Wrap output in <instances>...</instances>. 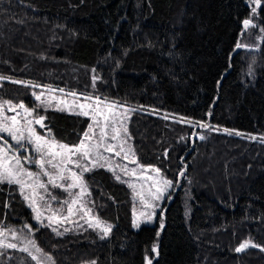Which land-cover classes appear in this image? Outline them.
Masks as SVG:
<instances>
[{
	"label": "trees",
	"instance_id": "trees-1",
	"mask_svg": "<svg viewBox=\"0 0 264 264\" xmlns=\"http://www.w3.org/2000/svg\"><path fill=\"white\" fill-rule=\"evenodd\" d=\"M46 87L127 105L137 161L171 180L170 199L134 229L127 185L93 168L84 179L106 236L35 224L8 183L0 227L30 226L53 264H264V0H0V101L78 143L89 118L37 109ZM244 242L255 248L237 253ZM0 264L36 263L0 246Z\"/></svg>",
	"mask_w": 264,
	"mask_h": 264
},
{
	"label": "rangeland",
	"instance_id": "rangeland-1",
	"mask_svg": "<svg viewBox=\"0 0 264 264\" xmlns=\"http://www.w3.org/2000/svg\"><path fill=\"white\" fill-rule=\"evenodd\" d=\"M252 4L255 6L258 4L255 0H252ZM60 89H56L53 87H46L41 89L39 92H36L34 98L37 103V109H55L58 111H65L71 114L82 115L84 111H88L89 115L85 116L89 118V124L93 125V128L90 130L87 126L86 131H90L94 133V137L88 143H97L98 138L100 136L101 128L107 133L103 144L104 145H113L115 149L119 150V145L122 141H126L124 144L125 151L131 149V153L129 154L127 159H123L122 157H117L114 153L104 152L105 157H110L111 159L103 168L111 171L115 177L119 176L120 181L127 185L131 192L132 197V227L134 229H138L144 225H152L154 224L157 216L163 215L164 211V203L168 202L170 199V190L172 188V183L170 186H166L164 181H171L166 178L160 171L156 172V167L142 165L137 161L135 153L133 151L131 141L128 135L124 134V129H127L129 117H130V108L121 103H117L115 101H110L99 97L104 103L100 105V108L97 111H93L88 107L81 108L80 105H89L91 104L93 108H95L96 100L95 98L98 96L94 95H81L79 93H75L76 95H69V93L74 92H60ZM39 95L41 97L40 100L36 99V96ZM91 97L90 100H84L83 97ZM8 100L0 101V105H3V108L0 109V122H3L5 126H12L14 130L22 129L24 131L25 137L28 136L29 129L33 130L36 134L43 137L44 140L40 141L43 144V148L40 151H36V144H29L27 140L23 141L24 149H28L29 152L21 153L19 156L23 160L24 156H29L32 163L24 162V167L35 173L41 171L37 166L35 161L40 158L43 153L44 159L47 160L50 157L48 156L49 152L59 153L62 150L59 148V145H76L79 144H67L56 140L52 137V135L47 131L45 127H41L40 125L35 124L34 122L31 125L25 123V120L38 119L41 115L38 114L37 111H32L31 113L28 110H34V108H30L26 106L24 103H13ZM23 104L24 108L17 107L18 105ZM112 105L111 110H109L108 105ZM12 116H16V122H13L9 119ZM84 116V115H82ZM107 117V121L105 120ZM99 121V124H97ZM43 123V122H42ZM113 128L119 131V135L116 140H112L111 136L114 134ZM0 135H4L6 139L13 145V147H17L15 142L11 140L7 133H2ZM32 140H35V136L32 137ZM46 141V143H45ZM23 149L20 148L19 151ZM103 151V148H101ZM11 155V154H9ZM76 159V157H73ZM60 161V156H56L53 160V163H58ZM88 162V161H82ZM119 164L121 167H116ZM127 165V173L122 171L121 168ZM88 166L91 168V163L88 162ZM49 172H55L56 170L51 167V165H45ZM68 168H71L73 172H80V169L77 168L74 164L67 165ZM93 169V168H92ZM135 169L134 172L131 170ZM85 173V172H84ZM84 173L80 177V180L76 181L77 187L74 188H60V187H52L48 186L47 191L43 189H31L24 188V195H22L23 199L26 202V205L31 211L32 221L39 226H47L52 231L56 229L55 234L61 233L60 235H64L70 232H77L83 230H94L99 234L105 235V229L108 226L112 225L108 222L101 220L96 213L93 211L90 205L89 198V190L86 185L84 179ZM63 175L66 177H70L71 173L65 170ZM25 181L29 184H34L35 182L29 180L27 177L24 178ZM41 180L47 182V177L43 176L41 173ZM72 180L61 181L58 177L56 180L57 184L71 183ZM17 186V185H16ZM18 187V186H17ZM19 192L21 193L20 188L18 187ZM35 191V195H34ZM51 196H55L56 200L53 201L50 198ZM25 197H29V199H25ZM43 197V198H41ZM33 200L35 203H33ZM73 201H77L73 203ZM67 202V203H64ZM71 206L73 209V213L69 215L67 208ZM89 209L91 211H89ZM39 216V219L36 217ZM134 222L138 226H133ZM110 227V229H111ZM28 227L23 228H11V227H0V241L3 242V247H7L8 244H15L16 249L24 251L26 248L27 254L32 257H36L33 259L36 264H53L52 260L45 255V253L39 248V246L30 238L28 234ZM8 248V247H7Z\"/></svg>",
	"mask_w": 264,
	"mask_h": 264
},
{
	"label": "snow or ice",
	"instance_id": "snow-or-ice-1",
	"mask_svg": "<svg viewBox=\"0 0 264 264\" xmlns=\"http://www.w3.org/2000/svg\"><path fill=\"white\" fill-rule=\"evenodd\" d=\"M255 2L257 4H259L260 0H255ZM253 11H255V9H253ZM245 26H247L249 24V21H244ZM238 47H240V45H238ZM97 79V77H93V82L95 83V80ZM15 83H25V82H21V81H14ZM30 84V82H27ZM60 92H63V89L59 90ZM35 95V94H34ZM69 95H73L75 96V93H69ZM37 100H40L41 97L39 95L36 96ZM84 100H90L92 99L91 97H83ZM106 99V98H105ZM96 103H95V108H93V106L91 104L89 105H84L81 104L80 107L84 108V107H88L89 109H92L93 111H97L100 108V105L102 103H104V101H102L99 97L95 98ZM9 103L10 102H6ZM17 107L20 108H24L23 104L18 105ZM109 110H111L112 105H108ZM3 108V105H0V109ZM30 113L32 111L35 110H28ZM84 116H88L89 112L88 111H84L82 113ZM98 114H101L98 112ZM167 118V117H165ZM13 124L16 122V116H12L9 118ZM107 117H105V120L107 121ZM43 120L44 117L40 116L38 119H35L34 121L32 120H25V123H27L28 125H31L33 122L37 125H40L41 127H44L43 125ZM97 124H99V121H97ZM203 127H209L208 125H202ZM88 128L91 130L93 128L92 124H89ZM124 134L127 135V129H124ZM225 132H228L229 130L225 129ZM48 132L50 133V129L48 130ZM113 132L114 134L111 136L112 140H116L117 136L120 134L119 131L115 128H113ZM2 133H7L8 136L11 138L12 141L15 142V145H17V147H13L12 144H9L8 140L5 139L4 135H0V184L3 183H8V184H15L17 185L20 190H21V195H24V188H31L33 190L35 189H43L45 191H47L48 186L51 185L52 187H60V188H74L77 187V183L76 181L80 180V177L82 176V174L84 172L90 171L92 170V168H100V167H104L105 164L108 163V161L111 159L110 157H105L104 156V152H109V153H114L115 156L117 157H122L123 159H127L129 154L131 153V149H128V151H125L124 148V144L126 143V141H122L119 145V150L117 151L115 149V146L113 145H104L103 141L105 139V137L107 136V133L104 131L103 128H101V132H100V136L98 138L97 143H88L89 141H91L94 137V133H91L90 131H85L83 134V137L80 139L79 144L76 145H59V148L62 150L59 153H55V152H49L48 156L50 157L49 159L45 160L44 159V155L43 153L41 154L40 158L37 159L35 161L36 166L41 170L38 172H31L29 170H27L24 167V162L27 163H32L31 159L29 156H24L23 160L21 159V157L19 156V149L20 148H24V143L23 141L27 140V142L29 144H36V151H40L43 148V144L40 143V141L44 140L43 137L39 136L38 134H36L33 130H31V128L29 129V133L28 136L25 137L24 131L22 129H16L14 130L12 126H5V124L3 122H0V134ZM237 135H241L240 133H235ZM35 136V140H32V137ZM203 138V137H201ZM46 143V141H45ZM101 148H103V151H101ZM25 151H27V149H25ZM11 154V155H9ZM56 156H60V161L58 163H53V160L56 158ZM73 157H76V159H73ZM82 161H88L91 163V168L88 166V162H83ZM70 164H74L77 168L80 169V172H73L71 170V168H68L67 165ZM45 165H51V167L53 169H55V172H49L47 170V168L45 167ZM116 167H121L119 164L116 165ZM67 170L68 172L71 173L70 177H66L63 175V172ZM111 170V169H109ZM122 171H125L127 173V165H124L121 168ZM132 172L135 171V169L131 170ZM156 172H159V169H155ZM41 173L43 174V176L47 177V182H45L44 180L40 179ZM25 177H27L29 180L34 181V184H29L25 181ZM57 177L61 180V181H68V180H72L71 183H67L66 185L64 183L61 184H57L56 180ZM116 179H120L119 176L116 177ZM166 186H170L171 185V181H164ZM34 195H35V191H34ZM50 195V193H49ZM43 198V197H41ZM51 200L55 201L56 197L55 196H51L50 195ZM25 199H29V197H25ZM77 201H73V203H76ZM33 203H35V201L33 200ZM67 203V202H64ZM67 211L69 213V215H71L73 213V209L72 207L69 205L67 208ZM89 211H91L89 209ZM37 219H39V216L36 217ZM134 227L138 226L136 225V223L134 222ZM25 227H30V226H25ZM110 227L108 226L105 229V235L107 234L108 231H110ZM161 227H163V225L161 224ZM53 231H56V229H53ZM58 235H60L61 233H57ZM0 235H2V233H0ZM0 246H3V242L0 241ZM8 248H15L16 245L15 244H8L7 245ZM245 247V244H241L240 247H238L236 249L237 252H240L243 248ZM24 251H27V249L25 248ZM153 251H155V247L153 248ZM33 259H36V257H32ZM93 264H95V262H93ZM150 264V262H149Z\"/></svg>",
	"mask_w": 264,
	"mask_h": 264
},
{
	"label": "water",
	"instance_id": "water-1",
	"mask_svg": "<svg viewBox=\"0 0 264 264\" xmlns=\"http://www.w3.org/2000/svg\"><path fill=\"white\" fill-rule=\"evenodd\" d=\"M52 135V133H50ZM243 244H245V247L240 251V252H243L244 250L248 249V248H255L251 242H244ZM240 247V246H239ZM237 252V251H236ZM240 252H237V253H240Z\"/></svg>",
	"mask_w": 264,
	"mask_h": 264
},
{
	"label": "flooded vegetation",
	"instance_id": "flooded-vegetation-1",
	"mask_svg": "<svg viewBox=\"0 0 264 264\" xmlns=\"http://www.w3.org/2000/svg\"><path fill=\"white\" fill-rule=\"evenodd\" d=\"M6 139V138H5ZM8 140V139H7ZM8 142H9V140H8ZM9 144H11L10 142H9ZM20 152L21 153H28L29 152V150L27 149V151H25V149L23 148V149H21L20 151H19V154H20Z\"/></svg>",
	"mask_w": 264,
	"mask_h": 264
}]
</instances>
